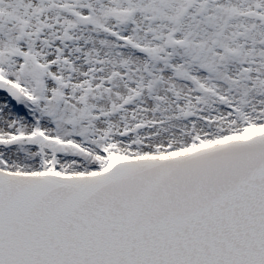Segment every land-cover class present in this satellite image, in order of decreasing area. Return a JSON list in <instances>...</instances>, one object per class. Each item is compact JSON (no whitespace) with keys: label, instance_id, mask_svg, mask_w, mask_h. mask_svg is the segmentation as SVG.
Wrapping results in <instances>:
<instances>
[{"label":"snow or ice","instance_id":"1","mask_svg":"<svg viewBox=\"0 0 264 264\" xmlns=\"http://www.w3.org/2000/svg\"><path fill=\"white\" fill-rule=\"evenodd\" d=\"M0 264H264V0H0Z\"/></svg>","mask_w":264,"mask_h":264}]
</instances>
